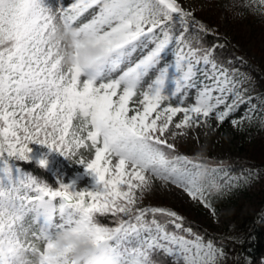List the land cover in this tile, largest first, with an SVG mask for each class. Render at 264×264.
Wrapping results in <instances>:
<instances>
[{
  "label": "snow or ice",
  "instance_id": "1",
  "mask_svg": "<svg viewBox=\"0 0 264 264\" xmlns=\"http://www.w3.org/2000/svg\"><path fill=\"white\" fill-rule=\"evenodd\" d=\"M242 6L264 15V0ZM193 27L205 31L178 0H75L67 7L0 0V264H70V249L50 244L64 230L108 244L120 264H161V253L172 264H217L222 251L176 211L137 206V192L155 179L211 207L205 193L219 186L200 184L201 165L175 155L172 141L187 127L224 122L242 105L249 106L244 119L255 110L237 74ZM69 35L74 63L66 66L58 37ZM87 47L101 53L82 70ZM190 90L194 102L186 103ZM30 144L83 165L91 187L58 181L52 188L23 173L15 162L29 159ZM89 148L92 159H77ZM30 215L38 231L25 226ZM107 216L116 226L100 222Z\"/></svg>",
  "mask_w": 264,
  "mask_h": 264
},
{
  "label": "rangeland",
  "instance_id": "2",
  "mask_svg": "<svg viewBox=\"0 0 264 264\" xmlns=\"http://www.w3.org/2000/svg\"><path fill=\"white\" fill-rule=\"evenodd\" d=\"M48 2L53 7L61 5L67 7L75 0H48ZM178 2L186 11L197 10L203 12L207 17L213 16L215 27L220 28L221 35L256 65H260L261 58L258 49L264 47V41L259 34L252 31L243 10H231V0H178ZM233 71L237 74V79L243 84L242 90L245 93V99L250 100L251 105L254 106L255 110L248 113L252 119H244L249 107L245 104L224 122H217L212 118L200 126L187 127L183 130V134L178 135L172 141L177 150L176 155L186 156L190 160L192 158H208L218 161L237 158L249 159L251 140L256 131L264 126V89L257 86L256 82L242 71L237 69ZM119 74L120 70H117L112 73L111 78H116ZM199 79L203 81L204 78L201 75ZM194 98L195 90H190L189 99L186 103L194 102ZM181 118L182 114H178L174 117V122H178ZM232 120L242 122L235 126ZM29 148L30 157L38 162L41 159L45 160L46 163L43 167L51 172L57 181L64 184H74L77 189L91 187L92 178L85 172L83 165L75 163L74 160H68L58 152L51 151L43 145L30 144ZM93 156L94 152L90 148L80 149L77 159L83 157L85 160H90ZM115 162L113 159V164ZM198 171L197 179L199 181L200 176L205 174L206 170L200 166ZM211 172L220 174L217 168L211 169ZM231 183L232 187L224 194L222 202L217 205L210 203L211 207L206 208L198 199H192L182 189L154 179L149 189L143 193L137 192L139 197L137 206L149 207L153 199H160L169 207L182 205L185 208V213L190 216L193 222L219 233L231 224V219L227 213L230 206L241 204L251 209L258 208L264 198V180L246 175L231 178ZM57 222H59L58 218ZM37 225L33 216L26 217L25 226L29 227L31 231H38ZM38 243L43 247V241ZM217 264H231V260L222 254L218 257Z\"/></svg>",
  "mask_w": 264,
  "mask_h": 264
},
{
  "label": "trees",
  "instance_id": "3",
  "mask_svg": "<svg viewBox=\"0 0 264 264\" xmlns=\"http://www.w3.org/2000/svg\"><path fill=\"white\" fill-rule=\"evenodd\" d=\"M245 0H231V10L241 9L246 14L252 31L259 34L264 41V15L253 14L248 8L243 7ZM194 19L204 26V32H198L193 27L191 31L198 35L204 47L213 46L217 61L231 70L237 69L254 80L260 88L264 89V47L258 49L261 63L256 65L252 60L243 55L230 41L220 33V28L215 27L213 16H206L203 12L192 11ZM90 143V142H89ZM177 150L175 149V155ZM29 156V155H28ZM206 173L200 176L199 183L206 188L211 184L219 186V190L210 189L205 195L209 202L217 205L222 202L224 194L232 187L231 178L246 175L264 180V126L254 134L249 151V159L237 158L218 161L208 158H192ZM16 165L23 173L31 174L38 180L47 183L50 187L58 186L56 179L37 160L31 158L27 161H16ZM217 168L220 174L211 172ZM211 172V173H210ZM150 206H162L176 211L185 218V226L190 227L203 237L204 243L211 241L214 248L231 260V264H263L264 259V198L258 208L251 209L241 204H233L227 209L231 224L222 232L216 233L193 222L185 213L182 205L169 207L160 199H153ZM100 222L108 226H116L111 216L100 217ZM171 228V226H169ZM156 259L161 264H172L171 258L162 253Z\"/></svg>",
  "mask_w": 264,
  "mask_h": 264
},
{
  "label": "clouds",
  "instance_id": "4",
  "mask_svg": "<svg viewBox=\"0 0 264 264\" xmlns=\"http://www.w3.org/2000/svg\"><path fill=\"white\" fill-rule=\"evenodd\" d=\"M63 39L66 48H62L64 57L63 63L68 66L74 63L71 49V37L60 36ZM101 50L97 47H87L83 50L79 58V67L82 70H89V61L100 55ZM50 244L54 251H62L69 248L68 258L70 264H120L118 254L113 252L108 244H94L89 238L84 235H76L70 230L57 231L52 236ZM33 264H38L34 261Z\"/></svg>",
  "mask_w": 264,
  "mask_h": 264
}]
</instances>
